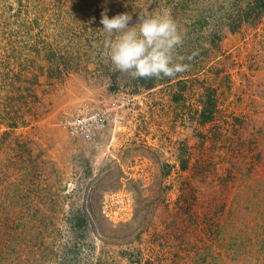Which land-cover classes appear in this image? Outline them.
Returning a JSON list of instances; mask_svg holds the SVG:
<instances>
[{"label": "rangeland", "instance_id": "obj_1", "mask_svg": "<svg viewBox=\"0 0 264 264\" xmlns=\"http://www.w3.org/2000/svg\"><path fill=\"white\" fill-rule=\"evenodd\" d=\"M254 1L0 0V264H264ZM143 9L171 13L190 65L151 86L100 30Z\"/></svg>", "mask_w": 264, "mask_h": 264}, {"label": "clouds", "instance_id": "obj_2", "mask_svg": "<svg viewBox=\"0 0 264 264\" xmlns=\"http://www.w3.org/2000/svg\"><path fill=\"white\" fill-rule=\"evenodd\" d=\"M131 20L129 13L112 18L106 12L101 13L103 53L115 70L132 79H163L174 78L190 68L183 57L176 55L183 36L168 10L143 9L138 13V22L130 27Z\"/></svg>", "mask_w": 264, "mask_h": 264}, {"label": "trees", "instance_id": "obj_3", "mask_svg": "<svg viewBox=\"0 0 264 264\" xmlns=\"http://www.w3.org/2000/svg\"><path fill=\"white\" fill-rule=\"evenodd\" d=\"M253 8H250L247 12L249 13H246L244 12V17L246 19V21H250V22H256L257 20H259V18L261 17L262 13H264V0H255L254 3H253ZM234 31V28L232 29ZM155 79H150V86L153 84V81ZM202 121L203 122H208V120H210V115L209 114H205L203 113L202 114ZM82 224H83V221H81Z\"/></svg>", "mask_w": 264, "mask_h": 264}, {"label": "built area", "instance_id": "obj_4", "mask_svg": "<svg viewBox=\"0 0 264 264\" xmlns=\"http://www.w3.org/2000/svg\"><path fill=\"white\" fill-rule=\"evenodd\" d=\"M102 116L98 115V114H96V115H88L87 114V116H85L82 120L79 118L77 119L76 123L78 125H76V126L82 127V132L84 133L85 137L88 138L91 136V134L93 132L91 130L93 128L96 129V128H99L100 125H103Z\"/></svg>", "mask_w": 264, "mask_h": 264}]
</instances>
